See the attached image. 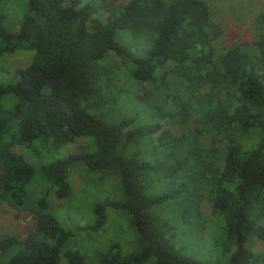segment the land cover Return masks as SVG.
<instances>
[{
    "label": "trees",
    "instance_id": "trees-1",
    "mask_svg": "<svg viewBox=\"0 0 264 264\" xmlns=\"http://www.w3.org/2000/svg\"><path fill=\"white\" fill-rule=\"evenodd\" d=\"M1 2L0 199L27 210L34 230L0 239V263L206 264L177 249L173 220L156 214L185 195L217 264H264L247 245L264 242L252 219L264 207V14L254 43L214 59L221 29L202 0H27L16 32ZM16 50L32 59L9 72L3 55ZM77 138L79 154L52 159ZM79 162L114 175L124 194L94 207L92 229L108 207L123 211L139 252L111 246L94 261L66 249L71 234L49 202L70 197Z\"/></svg>",
    "mask_w": 264,
    "mask_h": 264
},
{
    "label": "rangeland",
    "instance_id": "rangeland-1",
    "mask_svg": "<svg viewBox=\"0 0 264 264\" xmlns=\"http://www.w3.org/2000/svg\"><path fill=\"white\" fill-rule=\"evenodd\" d=\"M163 1L168 4L174 0ZM202 1L209 6L213 22L218 24L221 29V35L212 42L214 59L233 44L255 42L259 15L264 14V0ZM26 2L27 0H2L1 8L5 15L4 24L10 31L18 30L20 20L25 12ZM119 2H124V0H119ZM3 57L8 71L12 72L27 67L31 62L32 52L16 50L11 54L5 53ZM0 80H7L4 73H0ZM120 81L125 86H130V83L125 79L120 78ZM85 143L77 138L72 144L64 146L63 152L54 155L52 159H60L66 154H79L80 147L85 146ZM23 153L26 155L25 150ZM44 161L46 162L45 158ZM39 162L40 160L34 161L38 167ZM70 180L73 197L71 198L70 193V197L66 199L54 198L52 202H49V212L58 221L60 227L71 234L66 249L80 251L94 261L108 253L111 246L119 248L123 254L139 252L140 248L137 241L134 240L135 233L130 228L129 217L123 211L108 207L105 224L92 229L96 225L97 216L93 213L96 205L116 204L124 201V194L118 179L112 174L90 170L79 162L73 166ZM184 196L178 195L169 199L156 208V214L173 220L172 242L183 254L206 264H217L219 258L217 249L214 248L215 244L212 248H207V232H203V230L201 232L203 223L199 219L193 218L194 206L191 207V212H186L190 205ZM27 199L32 201L30 198ZM203 212L205 216H208L210 212L205 204H203ZM185 213L186 215L183 217ZM188 215H191V221L188 220L190 217ZM186 217L187 219H185ZM252 219L257 226H264L262 204H259L254 210ZM33 230V220L27 210L17 209L7 201L0 199V239L8 236L21 239ZM217 230L218 228H216ZM247 245L251 251L264 254V242L249 236ZM7 259L8 257L2 259L0 264L6 262ZM152 263L151 259L142 264Z\"/></svg>",
    "mask_w": 264,
    "mask_h": 264
}]
</instances>
